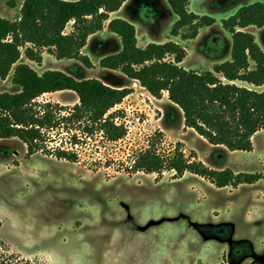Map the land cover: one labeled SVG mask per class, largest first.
<instances>
[{
	"label": "rangeland",
	"instance_id": "374dc122",
	"mask_svg": "<svg viewBox=\"0 0 264 264\" xmlns=\"http://www.w3.org/2000/svg\"><path fill=\"white\" fill-rule=\"evenodd\" d=\"M23 1L0 0V16L19 20ZM255 1L264 2L191 0V11L216 19L200 28L194 39L171 35L177 15L167 0H128L119 17L136 18L139 46L176 41L187 51L179 65L204 71L230 57L232 38L222 20ZM71 30L72 22L66 28ZM246 30L264 49V26L250 25ZM188 31L185 27L181 33ZM110 33L91 36L83 48L92 66L57 59L46 49L38 64L27 59L21 47L19 62L29 60L39 73L57 69L132 92L109 112L116 113L115 121L126 128L119 140H109L99 130L87 134L76 121L63 119L43 130L44 150L29 151V143L18 137L0 140V260L9 264H264V130L254 135L252 151H231L209 143L185 125L181 110L165 91L162 100H156L120 69L100 65L102 57L119 50V36ZM11 75L0 78V92L19 90ZM237 83L264 91V85ZM47 101L68 109L79 98L73 90L46 93L37 98V108L43 110ZM152 143L165 160L179 149L187 160L202 161L210 168L255 172L263 178L255 184L218 187L190 171L179 176L173 169L147 173L132 168ZM60 146L76 153V159L56 156Z\"/></svg>",
	"mask_w": 264,
	"mask_h": 264
},
{
	"label": "trees",
	"instance_id": "16d2710c",
	"mask_svg": "<svg viewBox=\"0 0 264 264\" xmlns=\"http://www.w3.org/2000/svg\"><path fill=\"white\" fill-rule=\"evenodd\" d=\"M125 1L24 0L19 20L0 16V78L6 79L12 72V83L19 87L16 92H0V140L18 137L29 143V151L34 147L44 150L42 144L47 137L43 130L59 125L61 119L76 121L87 134L99 130L112 141L125 136V126L117 124L116 113L109 112L132 92L130 88L112 86L99 78L77 79L57 69L39 73L28 63L19 62L23 47L24 56L38 64L42 63V52L46 49L57 59H76L92 66L82 49L89 36L102 31L109 20L107 30L120 37L122 47L101 58L103 68L120 69L157 98L166 91L182 110L185 125L209 143L224 145L231 151H252L254 135L264 130V91L237 81L264 85V49L252 32L243 30L250 25L264 26V2L243 5L222 20L223 28L232 38L230 58L216 63L212 69L199 71L179 65L187 51L178 42H150L141 47L133 23L121 17L110 19V13L120 9ZM190 1L167 0L177 15L170 31L172 36L181 34L183 39H194L200 28L215 23L214 17L191 11ZM11 5L16 6L12 1ZM70 22L72 30L67 32ZM185 27L189 31L182 34ZM63 90H73L78 95L79 101L73 107L66 109L64 105L59 107L58 103L47 101L43 110L37 108L38 97ZM66 110V115L61 117ZM56 150L60 158L77 157L63 146ZM132 168L147 173L173 169L179 176L190 171L220 187L260 178L258 174H236L230 169H213L202 161L187 160L179 149L165 160L153 143L138 155ZM0 264L9 263L0 260Z\"/></svg>",
	"mask_w": 264,
	"mask_h": 264
},
{
	"label": "crops",
	"instance_id": "0c3cea01",
	"mask_svg": "<svg viewBox=\"0 0 264 264\" xmlns=\"http://www.w3.org/2000/svg\"><path fill=\"white\" fill-rule=\"evenodd\" d=\"M127 1L128 0H126L125 2H124V4L120 7V9H118L117 11H114V12H111L110 13V19L111 18H114V17H119V15H121V12H122V10H123V7L125 6V4L127 3ZM125 17V18H124ZM122 18V17H121ZM123 18L124 19H127L128 21H130L131 23H133L135 26H136V30H137V32H138V27H137V23H136V18L134 17V16H129V15H127V16H123ZM108 22H109V20L108 21H106L105 22V24H104V29L102 30V31H99V32H96V33H94V34H92V35H90L89 36V38H88V42H89V39L91 38V36H95V34H99L100 32H105V31H108L107 30V25H108ZM248 27V26H247ZM247 27H245V28H243V30H246V28ZM247 31V30H246ZM109 33H110V31H108ZM113 33V32H112ZM112 33H110L111 35H113ZM115 36V35H114ZM137 38H138V36H137ZM118 42H119V50H120V42H121V39H120V37H119V39H118ZM147 44V43H146ZM86 46H87V44H86ZM86 46H84V48L86 47ZM83 50V49H82ZM118 50V51H119ZM117 51V52H118ZM230 58V57H229ZM228 58V59H229ZM227 60V59H226ZM29 61V60H28ZM28 61H25V63H28V64H30V62H28ZM24 62V61H23ZM247 86V85H246ZM56 92H59V91H56ZM51 93H55V92H51ZM46 94V93H45ZM165 94H167V96H168V93L165 91ZM152 97H154L156 100H162V99H159V98H157V97H155V96H153L152 95ZM167 98H169V97H167ZM169 101L171 102V104L173 105V106H175V107H177V108H179L175 103H173L170 99H169ZM179 110H181L180 108H179ZM181 113H182V110H181ZM183 114V113H182ZM253 140H255V138H253ZM221 146H224V145H221ZM225 147V146H224Z\"/></svg>",
	"mask_w": 264,
	"mask_h": 264
},
{
	"label": "flooded vegetation",
	"instance_id": "af4514ba",
	"mask_svg": "<svg viewBox=\"0 0 264 264\" xmlns=\"http://www.w3.org/2000/svg\"><path fill=\"white\" fill-rule=\"evenodd\" d=\"M224 169H228V168H224ZM230 170H232V169H230ZM233 171H234V170H233ZM234 173L238 174V173H245V172H243V171L235 172V171H234ZM246 174H258V175H260V178L256 179V180L253 181V182H242V183H246V184H255L256 182H258L260 179L263 178L262 175H261L260 173H255V172L249 173V172H246ZM240 184H241V183H240ZM240 184H238V185H240ZM229 185H232V184H229ZM229 185H226V186H229ZM238 185H236V186H238ZM233 186H234V185H233ZM236 186H234V187H236ZM218 187H220V186H218ZM222 187H225V186H222Z\"/></svg>",
	"mask_w": 264,
	"mask_h": 264
}]
</instances>
